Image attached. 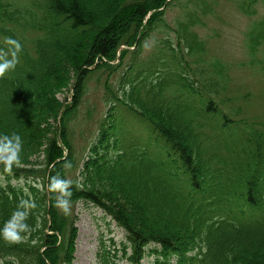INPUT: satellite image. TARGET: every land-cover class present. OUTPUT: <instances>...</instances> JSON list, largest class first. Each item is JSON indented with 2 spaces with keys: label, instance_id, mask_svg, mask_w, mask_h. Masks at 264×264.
<instances>
[{
  "label": "trees",
  "instance_id": "trees-1",
  "mask_svg": "<svg viewBox=\"0 0 264 264\" xmlns=\"http://www.w3.org/2000/svg\"><path fill=\"white\" fill-rule=\"evenodd\" d=\"M172 3L0 0V50L6 36L23 44L15 70L0 77V133L23 140L19 164L0 163V227L21 201L36 205L27 208L30 227L20 242L0 238L2 264H72L80 203L125 232L120 246L102 238L100 264H264V123L245 118L241 102L249 95L230 94L232 65L191 31L192 16L177 24L189 49L179 53L167 36L150 56L141 58V43L111 65L141 30H170L153 16L144 22ZM260 4L237 0L249 17ZM247 33L248 65L264 77V15ZM121 66L123 93L113 100L127 107L128 122L118 118L116 130L103 123L89 160L76 162L70 122L86 80ZM70 89L74 105L66 108L58 95ZM136 124L149 130L148 140ZM57 176L73 182L68 214L49 187Z\"/></svg>",
  "mask_w": 264,
  "mask_h": 264
},
{
  "label": "rangeland",
  "instance_id": "rangeland-1",
  "mask_svg": "<svg viewBox=\"0 0 264 264\" xmlns=\"http://www.w3.org/2000/svg\"><path fill=\"white\" fill-rule=\"evenodd\" d=\"M203 4L208 5L209 8L204 7ZM164 8L163 20L168 24L164 28L170 30L153 31L151 36L147 37L140 46V49H143L141 58L150 56L158 39L167 36H171L172 39L177 24L192 16V19H196L198 24L191 28V31L205 42L207 49L216 56L215 59L220 58V62L232 65L227 82L231 92L229 93L232 94V97L237 94L249 95V101L241 102L245 118L258 125L264 123V77L253 69L251 70L243 44L250 22L264 15V4L255 7L257 15L254 14L252 17L239 10L237 0H173L167 9L165 6ZM143 35L144 33H141V37L138 38L139 42ZM172 41L175 43L173 39ZM135 47L136 44L122 47L117 53L116 61L111 62V65H118L123 58V51H132ZM192 59L194 58L188 57V60ZM102 70L88 76L86 86L82 89L79 98L81 100L80 109L77 110L75 118L70 122L73 159L76 162L84 159L86 162L89 160L87 157L90 154V149L94 143L96 144L94 139L99 135L100 126L103 123H106L107 130H110V127L112 130H116L118 118L123 117L128 122L127 107L118 104L115 106L113 100L115 95L123 93L120 80L124 67L121 66L114 71L109 67ZM58 98L66 108L74 105L73 89L63 91L58 95ZM232 107H234L233 104ZM124 120H122V128L119 127L121 129L124 127L125 131L130 132L129 126ZM133 130L146 136L148 140L150 132L142 125H134ZM119 133L121 131L118 129ZM121 135L119 134V137ZM112 145H115V141H112ZM72 170L71 174L74 172ZM72 176H75V173ZM76 216L77 240L72 264H100L98 260L101 249L100 239L103 238L107 241L114 239L116 242H120L125 232L116 223L105 218L101 211L90 205L78 204ZM134 216H136L135 213Z\"/></svg>",
  "mask_w": 264,
  "mask_h": 264
},
{
  "label": "clouds",
  "instance_id": "clouds-1",
  "mask_svg": "<svg viewBox=\"0 0 264 264\" xmlns=\"http://www.w3.org/2000/svg\"><path fill=\"white\" fill-rule=\"evenodd\" d=\"M5 43L8 47L0 50V77L15 70L19 63V55L23 50L22 42L14 36H6ZM22 148L23 140L18 132L0 133V163H3L6 168L11 169L13 164H19ZM67 166L71 167V164L69 163ZM72 183L70 179L57 176L53 178L49 185L50 189L59 191L60 194L56 198V204L65 214L71 211L68 197L71 196L69 186ZM29 206L35 207L36 205L35 203L29 205L26 201L20 202L11 217L4 223L3 227H0V238L13 243L21 241L22 233L27 232L30 227L26 223L27 208Z\"/></svg>",
  "mask_w": 264,
  "mask_h": 264
},
{
  "label": "bare ground",
  "instance_id": "bare-ground-1",
  "mask_svg": "<svg viewBox=\"0 0 264 264\" xmlns=\"http://www.w3.org/2000/svg\"><path fill=\"white\" fill-rule=\"evenodd\" d=\"M164 9L165 8L162 6L158 10H153V11L149 12V15L147 16L146 21L144 23L147 25V22L150 20L151 16H153L156 19H159L160 21H163ZM166 9H167V7H166ZM177 29L178 28H176V31L173 32L174 36L172 37V39L174 40L176 47H177V50L179 51L182 48H188V44L186 42V39L184 37H182L179 33H177ZM141 33H144V35L142 37V40L140 39L141 42L135 41L136 46L143 43L147 37L148 38L150 37L148 32H146V30H141ZM140 37H141V34L138 38H140ZM179 53H182V52L179 51ZM186 55L189 57L191 54H186Z\"/></svg>",
  "mask_w": 264,
  "mask_h": 264
}]
</instances>
